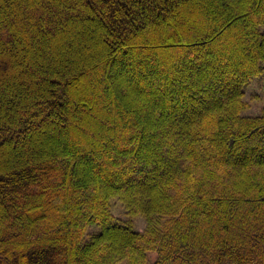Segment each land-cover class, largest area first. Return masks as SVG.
I'll return each instance as SVG.
<instances>
[{
  "label": "trees",
  "instance_id": "1",
  "mask_svg": "<svg viewBox=\"0 0 264 264\" xmlns=\"http://www.w3.org/2000/svg\"><path fill=\"white\" fill-rule=\"evenodd\" d=\"M0 264H264V0H0Z\"/></svg>",
  "mask_w": 264,
  "mask_h": 264
},
{
  "label": "rangeland",
  "instance_id": "2",
  "mask_svg": "<svg viewBox=\"0 0 264 264\" xmlns=\"http://www.w3.org/2000/svg\"><path fill=\"white\" fill-rule=\"evenodd\" d=\"M243 96L244 99L248 101V107L243 111V113H259L263 103L262 78L260 75L250 79L249 82L244 86ZM110 209L116 221H123L127 218V215L125 214L120 202L114 198L110 200ZM131 220L135 229H141L143 227L144 221L143 217L140 214L133 216ZM96 229L97 227L95 225H91L89 226L88 231H93Z\"/></svg>",
  "mask_w": 264,
  "mask_h": 264
}]
</instances>
